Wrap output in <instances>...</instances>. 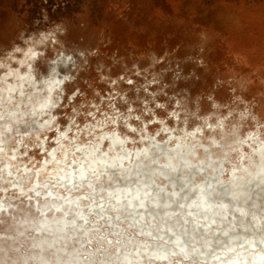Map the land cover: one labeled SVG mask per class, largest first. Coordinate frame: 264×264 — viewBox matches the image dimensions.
<instances>
[{
	"label": "clouds",
	"instance_id": "9594fccd",
	"mask_svg": "<svg viewBox=\"0 0 264 264\" xmlns=\"http://www.w3.org/2000/svg\"><path fill=\"white\" fill-rule=\"evenodd\" d=\"M67 31L0 44V264H264V110L247 84L177 91L194 73L149 79L151 53L143 82L84 80L89 96L77 81L97 53Z\"/></svg>",
	"mask_w": 264,
	"mask_h": 264
},
{
	"label": "rangeland",
	"instance_id": "374dc122",
	"mask_svg": "<svg viewBox=\"0 0 264 264\" xmlns=\"http://www.w3.org/2000/svg\"><path fill=\"white\" fill-rule=\"evenodd\" d=\"M36 19L40 25H34ZM57 24L68 29L66 36L58 35L66 48L75 45L97 53L88 57L77 81L89 96L92 88L101 95L112 91L110 81H118L122 89L133 87L125 82L129 79L143 82V70L155 53L160 63L150 69L149 79L151 73L166 68L171 71L163 82L169 84L176 72L181 77L194 73L187 81L180 79L176 90L189 88L195 96L212 92L219 78L225 83L216 91L217 98H228L229 87H237L235 80H239L249 89L245 99L256 97L260 105L256 111L264 110V97L257 96L264 92V0H0L2 45L10 47L21 30L26 35L46 32ZM201 33L210 37L203 52L199 50ZM188 56L194 59L185 62ZM196 59H203L206 67H200ZM137 69L141 76L135 74ZM230 77H235L231 86L227 84Z\"/></svg>",
	"mask_w": 264,
	"mask_h": 264
}]
</instances>
